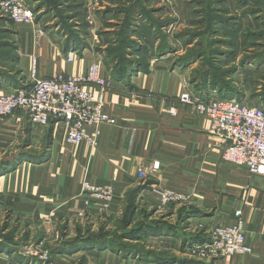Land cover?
<instances>
[{"label": "rangeland", "instance_id": "1", "mask_svg": "<svg viewBox=\"0 0 264 264\" xmlns=\"http://www.w3.org/2000/svg\"><path fill=\"white\" fill-rule=\"evenodd\" d=\"M2 1L0 84L31 85L33 70L18 67L15 38L21 26L3 15ZM22 1L35 14L26 28L36 45L46 39L99 63L125 91L168 97L175 84L177 95L187 91L210 100L228 93L227 99L264 109V0ZM31 125L3 133L0 128V180L15 178L25 187L9 194L0 183V264H210L218 259L208 248L215 225L198 221L204 216L198 211L161 206L158 191L152 194L154 204L136 203L133 195L114 212V197L106 206L90 202V208L73 214L61 203L42 205L39 185L32 183L49 157V133L37 136ZM141 190L151 192L138 186L136 194Z\"/></svg>", "mask_w": 264, "mask_h": 264}, {"label": "crops", "instance_id": "2", "mask_svg": "<svg viewBox=\"0 0 264 264\" xmlns=\"http://www.w3.org/2000/svg\"><path fill=\"white\" fill-rule=\"evenodd\" d=\"M14 25L21 26L15 38L18 67L26 73L34 69L36 79H50L59 74L79 75L91 63L79 59L76 53L74 61L68 63L66 57L71 51L64 52L62 46L46 39L36 45L26 25ZM137 79L138 82L143 80L140 76ZM147 84L151 88V83L147 81ZM31 86L21 82L9 86L0 84V94ZM170 90L172 93L168 97L152 92L132 93L119 88L112 80L103 98L104 110L115 119V124H103L98 128L95 148L66 144L62 124L31 125L37 136L47 130L49 133V157L40 165V172L33 176L32 185H39V201L46 207L51 206L50 202L61 203L62 210L70 214L88 209L91 206L85 207L86 198L80 195L81 184L88 181L113 188L114 201L110 209L114 212L126 205L128 197L134 195L136 203L141 200L154 204V192L171 189L185 197L184 204L174 207H184L187 214L203 213L198 221L206 226L233 224L234 213L241 212L245 241L251 253L218 258L210 264H264V175L251 174L245 168L225 163L222 160L224 140L212 133L206 117L197 114L193 107L177 102L178 86L174 84ZM94 94H99L97 87ZM171 108L175 109L174 115L169 112ZM5 120L0 127L2 133L7 128L20 129L30 123L22 110ZM155 162L159 163V168L147 185L151 192L141 190L136 194L141 186L138 173ZM4 182V191L9 194L21 188L25 190L15 178L0 180ZM28 198L35 199L34 196ZM141 208L136 205L135 211ZM190 219H193L191 223L195 222V218ZM4 264L12 263L6 261Z\"/></svg>", "mask_w": 264, "mask_h": 264}, {"label": "built area", "instance_id": "3", "mask_svg": "<svg viewBox=\"0 0 264 264\" xmlns=\"http://www.w3.org/2000/svg\"><path fill=\"white\" fill-rule=\"evenodd\" d=\"M1 11L9 21L18 25H31L35 14L22 0H3ZM75 53L70 52L66 62L72 63ZM26 90H16L0 95V123L17 110L28 115L30 124L47 126L50 123L62 124L65 128L64 141L68 145L85 144L95 148L98 128L114 125L115 119L105 112L103 93L112 86V80L103 74L99 63L92 62L85 72L65 77L62 74L50 79H36ZM96 87L99 94L95 95ZM206 99L201 101L192 93L181 92L177 102L191 106L195 112L207 118L213 134L225 142L222 160L232 166L245 168L251 174L264 175V109L249 107L236 99ZM175 114V109H169ZM92 128V132L88 129ZM159 163L155 162L146 171L138 173L141 186L156 173ZM80 195L90 202L108 205L114 191L110 186H98L84 181ZM161 206L184 204L185 197L171 189L158 191ZM235 221L230 225H216L210 232L209 250L218 258L250 254L251 248L245 241L244 223L241 212L234 213Z\"/></svg>", "mask_w": 264, "mask_h": 264}, {"label": "trees", "instance_id": "4", "mask_svg": "<svg viewBox=\"0 0 264 264\" xmlns=\"http://www.w3.org/2000/svg\"><path fill=\"white\" fill-rule=\"evenodd\" d=\"M11 22V21H10ZM199 94V93H198ZM223 94V93H222ZM223 98H225V99H227V98H229V97H231L228 93H224L223 94ZM198 99H200V100H206V97H203L201 94H199V95H197L196 96ZM108 239V238H107ZM103 241H106V240H102L101 242H103Z\"/></svg>", "mask_w": 264, "mask_h": 264}]
</instances>
